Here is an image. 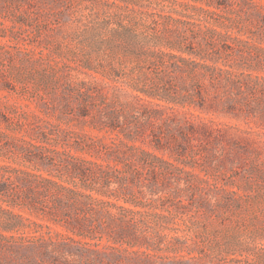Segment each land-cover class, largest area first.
I'll list each match as a JSON object with an SVG mask.
<instances>
[{"label":"trees","instance_id":"1","mask_svg":"<svg viewBox=\"0 0 264 264\" xmlns=\"http://www.w3.org/2000/svg\"><path fill=\"white\" fill-rule=\"evenodd\" d=\"M5 1L0 236L26 233L65 258L75 251L101 262L110 256L115 263L189 264V251L177 245L173 255H158L179 239L171 224L191 213H218L230 194L219 181L224 166L229 162L235 177L244 170L239 150L251 156L264 146V38L253 32L264 28L263 0H170V15L150 22L156 29L125 15L80 21L93 37L90 48L99 50L82 57L84 77L65 71L69 47L52 50L19 37L16 21L3 15L11 14ZM236 20L243 27L235 33ZM123 39L146 48L151 69H116V54L107 51ZM58 64L65 80L55 83L58 101H41L38 113L11 101L8 95L30 98L28 70ZM74 120L78 129L68 125ZM248 162L250 175L260 165Z\"/></svg>","mask_w":264,"mask_h":264},{"label":"rangeland","instance_id":"2","mask_svg":"<svg viewBox=\"0 0 264 264\" xmlns=\"http://www.w3.org/2000/svg\"><path fill=\"white\" fill-rule=\"evenodd\" d=\"M168 1L170 0H56V2L9 0V3L8 0L5 1L3 11L9 10L11 14L3 15L7 20L12 17L16 21L15 31L20 33L19 37L22 36L26 43L40 45L42 41L52 50L61 46L69 47L67 53L72 56V60L65 67L58 64V67H52L44 73L39 69L28 70L33 76L25 87L30 98L28 96L14 98L8 95L11 101L38 113L41 101H45L46 104L58 101L55 83L61 82L62 86H65L63 83L65 80L61 77L62 67L70 76L84 77L83 72L86 71L79 66L82 57L87 55L86 52L98 55L99 50L93 48L95 46L90 48L93 37L82 32L84 26L80 21L88 23L94 18L117 19L125 15L127 21L133 23L142 20L146 27L156 29L157 25L152 24L154 20L158 21L161 17L166 18L170 15L169 8H166ZM191 3L204 6V2ZM19 21L25 22V27H21ZM237 22L238 20L233 27L235 33L238 27H243L237 25ZM159 27L161 28V25ZM253 32L257 38H264L263 27L254 28ZM248 35L251 34L247 31L244 37ZM113 37L111 32H105L103 38L110 41ZM125 43L127 41L124 39L118 40V48L112 50L116 52L107 51L116 54L114 58L116 69L133 74L151 69V65L148 66L144 59L146 48L141 49L139 45L131 47L133 42L128 46ZM77 69L82 71L79 72ZM155 74L152 72V75ZM92 75L110 81L106 74ZM152 75L150 74L151 77ZM4 95L7 93L1 91L0 96ZM68 123L72 128L78 129L77 121ZM238 157L236 163L241 165L243 161L247 164L241 165L244 170L238 171L235 177L230 166H227L230 163L224 166L223 171L227 170V173L220 177L219 181L228 185L230 194L217 209L218 213H191L186 219L176 218L171 227L176 230L179 239L170 247L162 245L163 251L158 252L159 257L163 254L173 255L171 251H175L174 247L177 245L181 250H185L183 254L189 251L187 261L189 264H264V146L255 148L251 156L245 153L244 149H240ZM249 157L260 166L254 173L251 171L253 174L247 175L246 171L250 169L246 166L249 164ZM24 224L30 225L28 222ZM54 227L59 232L65 231L60 226ZM5 234L12 238L0 236V264H128L115 263L110 256H105L104 262H101L93 254H77L75 251L65 258L63 254L60 255L61 252L43 250L36 245L38 240L26 233ZM155 259L157 264H160V259Z\"/></svg>","mask_w":264,"mask_h":264}]
</instances>
